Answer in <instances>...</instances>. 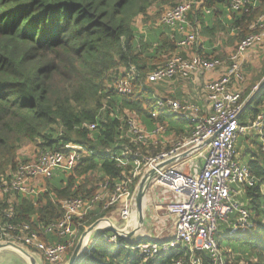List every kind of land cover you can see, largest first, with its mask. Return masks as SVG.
I'll use <instances>...</instances> for the list:
<instances>
[{
    "label": "trees",
    "instance_id": "trees-1",
    "mask_svg": "<svg viewBox=\"0 0 264 264\" xmlns=\"http://www.w3.org/2000/svg\"><path fill=\"white\" fill-rule=\"evenodd\" d=\"M251 1L255 7L249 12H234L227 0H206L201 7L193 8L188 19L210 40L220 30L236 31L243 39L244 29L248 35L251 22L264 12V0ZM178 2L0 0V180L7 169L15 170L20 165L17 151L23 141L33 143L40 151L65 150V145L74 142L84 146L86 152L70 174L100 171L102 178L115 184L122 173L116 157L129 140L127 110L149 128L156 122H165L168 134L176 138L183 132L188 134L187 123L164 110L153 116L156 98H152L154 91L146 81L147 74L166 62H162L164 56L169 58L177 52L182 35L170 27L164 31L153 24L148 31L140 32L135 26L136 18L146 16L153 6L163 10ZM199 48L196 51L202 53ZM131 65L137 77L133 92L124 95L109 86L111 74L121 66L124 74ZM57 77L62 78L68 91L61 93L54 83ZM263 78L264 70L260 81ZM247 100L242 122L254 120L262 112L264 84ZM85 122L96 123L97 128L90 130L83 126ZM162 148L154 146L152 154ZM260 151L263 160L250 158L248 162L257 183L245 192L253 226L234 236L228 232L225 237L218 234L220 245L226 240L230 247L227 255L233 253L232 249L236 253L234 264H264V154L261 148ZM65 171L58 170L53 180L47 181L48 190L38 196L15 193V220L31 222L42 234L43 225L58 219L62 210L57 201L79 192L74 189V177L65 178ZM109 210L99 204L84 225L78 226L67 260L84 230ZM108 232L113 233L106 228L97 230L76 264H173L175 259L190 254L181 246L146 260L131 248L129 240L119 237L118 243L108 241ZM200 254L203 264H211L205 252ZM228 263L231 264L229 259Z\"/></svg>",
    "mask_w": 264,
    "mask_h": 264
},
{
    "label": "built area",
    "instance_id": "built-area-1",
    "mask_svg": "<svg viewBox=\"0 0 264 264\" xmlns=\"http://www.w3.org/2000/svg\"><path fill=\"white\" fill-rule=\"evenodd\" d=\"M205 1L179 0L154 23L156 27L167 26L181 34L178 45L183 49L173 53L146 77L148 83L162 84L177 78L200 79L207 73L219 72L217 77L205 83L207 107L172 95H155L157 110L153 116L164 110L187 123L189 135L169 137L167 123L156 122L153 128H149L134 112L127 110L129 140L122 154L116 157L117 166L122 168L121 178L113 185L109 178H105L90 197L79 195L59 199L57 203L62 215L41 227L43 235L31 222L16 221L14 201L1 198L0 242L12 241L50 264L66 263L77 235L76 225H84L99 204L102 203L107 210L121 205L119 214L128 221L122 228L130 229L136 225L138 178L159 163L195 148L188 157L159 170L153 180L152 188L158 185L172 192L173 200L167 210L175 224L174 234L167 239L150 235L142 240L131 238V248L139 251L147 260L182 246L190 254L175 259L173 264H203L201 252H205L211 264H229L218 241L220 222H228L235 215L228 234L234 236L249 231L253 226L251 211L235 197L257 183V177L249 165L241 163L238 158V138L257 128L264 154V112L254 120L241 121L248 100L242 98L240 86L245 80L244 56L264 45V12L251 22L250 33L226 57L206 56L195 51L184 54L201 39L200 30L192 27L188 15ZM227 3L234 12H249L255 7L251 0H227ZM205 10L210 12L209 9ZM136 77V69L131 65L126 73L116 78L113 86L121 94H131ZM83 126L90 130L97 128L96 123L85 122ZM159 145L163 146L162 150L153 155V147ZM167 145L170 147L166 148ZM64 148L66 151H41L35 160L20 163L15 170H8L0 180L2 195L20 193L35 197L48 190L47 183L42 184L43 181L51 180L60 169H74L81 160L80 146L68 143ZM199 158L203 159V163L198 170L193 167ZM184 161L189 163L191 173L178 166ZM42 236H53L54 239H44ZM106 239L118 243L119 236L111 233L106 235Z\"/></svg>",
    "mask_w": 264,
    "mask_h": 264
},
{
    "label": "rangeland",
    "instance_id": "rangeland-1",
    "mask_svg": "<svg viewBox=\"0 0 264 264\" xmlns=\"http://www.w3.org/2000/svg\"><path fill=\"white\" fill-rule=\"evenodd\" d=\"M169 6H164V9H158L157 6H153L148 14L146 16H140L137 17L135 20V26L139 29L140 32H144V31H148L149 28L153 27L151 25H153L154 23H156L159 18L161 17V15L166 11V9H168ZM193 27V24H192ZM162 30L164 31H168L170 28L167 27H161ZM199 26H198V28ZM236 31H227V30H220L218 31L214 37H213V41L214 44H217L218 47L214 48L215 49V53L209 55V56H215V57H226L227 55H229L231 52H233L237 45L239 44V42H241V36L237 35V33H235ZM248 31L247 29H244V36L247 35ZM243 36V37H244ZM221 40L227 41V47L231 50L229 51H224L221 52ZM200 44V43H199ZM198 45V44H197ZM196 45V47H197ZM233 46V47H232ZM195 47V49H196ZM223 49V48H222ZM198 53V52H197ZM198 54H203V53H198ZM168 56V55H167ZM164 56V58L162 59V62H165L168 57ZM161 62V63H162ZM122 68L119 67L118 71H113L111 74V79H110V84L109 86H113L116 78L121 75V73L124 71V66H121ZM264 70V45L262 47H256L254 49H252L251 51H249L243 59V73H244V77L245 80L244 82L241 83V90H242V98L244 100L248 99L249 95H252L254 93H257V91L261 88V86L263 85L264 82V78L261 80V75L263 73ZM201 79L203 78V76L200 77ZM54 83L59 85V88L61 89V93L64 91H68V86L67 85H62V78L61 77H57L54 80ZM149 86H151V88L154 91V95L152 96V98H155L156 95V91L160 90V84H150ZM262 112H264V105L262 106ZM176 120L182 121L181 119L174 117ZM185 125V124H184ZM257 128H253L251 129L246 135H241L238 138V141L236 143V150H237V154H238V158H240V162L244 163V164H248L249 159L250 158H259L261 160H263V156L261 154L260 151V146H261V140L258 138L257 135ZM129 136V133H128ZM169 137H176L173 134H168ZM73 145H78L82 148V150H80L82 156L85 154L86 152V148L78 143H74L72 142ZM169 146V145H167ZM170 147V146H169ZM41 151L38 150L35 145L33 143H30L29 141H23L21 143V145L18 148L17 151V157L21 160L20 163H26L28 161H33L37 158V156L39 155ZM256 153V154H255ZM193 157L195 158L196 155L194 154ZM190 161V159H188ZM203 163V159H198L197 160V164L195 167L196 169H200ZM187 165H189V163L186 162ZM186 165V166H187ZM11 170V168L7 169ZM73 170V169H72ZM72 170H67L65 172H67V174H65V178L69 177V176H73L74 180H75V184H74V189H79V192L76 196L82 195V196H89V194L93 193L94 191H96L99 188V185L101 183L104 182L105 178H102L103 175L101 174L100 171H91L87 174L84 175H78L75 171L70 174L72 172ZM192 171L189 169L188 173H191ZM142 176H140L138 178V183L140 181ZM53 180V179H52ZM51 180V181H52ZM47 183V181H43L42 184ZM137 183V186H138ZM160 187L163 186H158V189H160ZM165 188V187H163ZM166 189V188H165ZM245 190V189H244ZM244 190H242V193H240L239 195H237L235 197L236 200H238L241 203L246 204V206L248 207V201L246 199ZM90 192V193H89ZM2 195L1 191H0V199L3 198L5 200H11L14 201L17 194H10V195ZM171 200H173L172 197L169 198L168 203L164 206H168V204L171 202ZM119 207H121V205H118ZM117 207L112 208L111 210L107 211L106 215L103 217H100L98 219H103V218H117V223H124L122 224V227L126 226V223L128 224V221L126 222L123 218H120L119 212L116 211ZM101 211V209H99ZM99 210H97L96 214L93 216H96L99 212ZM251 211V210H250ZM149 215V212H147ZM253 213V212H252ZM235 215H232V218L230 221L228 222H220V228H219V233L222 237H225L227 235V232L229 233V231H227L226 229L230 227L232 220L234 219ZM149 218V217H148ZM147 218V219H148ZM113 220V219H112ZM145 220H146V214H145ZM136 222V219H135ZM120 225V224H119ZM161 226V224H156L152 225V228L154 229L152 234H154V236H160L161 233H165L167 226L170 227L172 226V220L169 221L168 223H165L163 226V229L160 227L156 226ZM77 228L79 225H76ZM121 226V225H120ZM172 230L171 228H169L167 230V233H170ZM166 233V234H167ZM111 233L108 232L107 235H110ZM150 236H153L152 234L148 233ZM162 234V235H163ZM170 236V235H169ZM138 235H136L134 238H137ZM91 240H88L87 242V246L90 245ZM222 250L225 254V256L227 257V259L230 260L231 264H234L236 261V253L233 251L232 249V254L231 255H227V251L230 250V247H228V244L226 243V240L222 241ZM3 258V261L0 262V264H22V261L20 260V258L13 254V253H8V252H1L0 254V259ZM10 260V262H9ZM38 261L40 262V264H50L48 262H46L44 259H38ZM67 263V261H66ZM63 263V264H66Z\"/></svg>",
    "mask_w": 264,
    "mask_h": 264
},
{
    "label": "crops",
    "instance_id": "crops-1",
    "mask_svg": "<svg viewBox=\"0 0 264 264\" xmlns=\"http://www.w3.org/2000/svg\"><path fill=\"white\" fill-rule=\"evenodd\" d=\"M221 19L223 20L222 17H221ZM161 27H167V26H161ZM199 43H200V45H197V48H199V46H201V48H199L198 50H201V52L206 54V55H211V54L215 53L216 51L214 48L218 47L217 44H214L213 39L210 40L206 35H203V34L201 35V39L199 40V42L197 44H199ZM177 44H178V42H177ZM227 45H228L227 41L221 40L220 51L224 52V51L231 50L227 47ZM182 49L183 48L178 46L177 52L182 51ZM194 51L197 52L195 48H192V49H189V51L184 52V54H190ZM218 75H219V72H214V73H207L206 75L203 76L202 79L200 78V79H194V80H184V79L177 78L175 80H171V81L160 84L161 89L156 91V95H170V94H172L178 98L192 100V101L200 104L203 107H207L208 103L206 102V98L204 95L205 83L208 81V79L215 78ZM181 135L188 136L189 134H186L185 132H183ZM189 158H187L186 160H188ZM186 165L187 164L185 161H184V163L181 162L180 164H178V166L184 167V170L186 172H188L190 167H189V165H187V166ZM172 196L173 195H172L171 191H169L163 187H160V189H158V185H154L153 188L149 190V192L147 193V196H146L145 208H144V211L146 214L144 229L140 233H138V237H140V239L141 238H148L149 237L148 233L152 234L153 230L155 229V228L154 229L152 228L153 223H154V225L161 224V226L157 225L156 228L160 227L163 229L162 225H164L165 223H168L169 221L172 220V216L169 214L166 206H164L168 203L169 198ZM120 208L121 207H119V206H117V208H116V211H118L119 213H120ZM147 212H149V215ZM120 218H121V216H120ZM112 219L110 218V220L114 223V225L118 226L119 228H122V224H124L123 222L117 223V218H112ZM136 226H137V224L132 226L130 229H134V228H136ZM169 228H171L172 231L170 233H167V230ZM174 230H175V224H174V221L172 220V226H170V227L167 226L164 234L161 233L160 236H157V235L154 236V234H152L153 235L152 237H156L158 239H163V238L167 239L171 235L174 234ZM46 238L49 240L54 239L53 236H47ZM1 252L2 251L0 250V254H1ZM3 252L13 253L20 258V260L22 261V264H27L25 262V260L21 257V254L15 252L14 250L8 249V250H3ZM2 261H3V258L0 259V262H2ZM9 262H10V260H9Z\"/></svg>",
    "mask_w": 264,
    "mask_h": 264
},
{
    "label": "water",
    "instance_id": "water-1",
    "mask_svg": "<svg viewBox=\"0 0 264 264\" xmlns=\"http://www.w3.org/2000/svg\"><path fill=\"white\" fill-rule=\"evenodd\" d=\"M194 151L195 148L186 150L183 153H181L179 156L169 158L159 163L155 168L149 169L143 174V176L141 177L138 183L135 193V218H136V224L138 226L137 228L134 229L119 228L118 226L114 225V223L109 218L97 219L95 222L89 225L81 234L66 264H76L80 260V258L84 256V253L87 248L88 240H90L91 236L101 228H106V231L107 230L112 231L119 237L128 240L138 235V233H140L144 229V225H145L144 208H145L146 196L149 190L152 189L153 180L158 174V171L162 170L166 166L172 165L180 160H183L184 158L194 153ZM103 221H106L107 223L103 224ZM8 249H12L15 252L21 254V257L25 260L27 264H40L38 258L34 254L26 250L24 247H22L21 245H18L12 241L0 242L1 251Z\"/></svg>",
    "mask_w": 264,
    "mask_h": 264
},
{
    "label": "bare ground",
    "instance_id": "bare-ground-1",
    "mask_svg": "<svg viewBox=\"0 0 264 264\" xmlns=\"http://www.w3.org/2000/svg\"><path fill=\"white\" fill-rule=\"evenodd\" d=\"M107 222L106 221H103V224H106ZM104 226V225H103ZM138 226H136V228H137ZM125 233V232H124Z\"/></svg>",
    "mask_w": 264,
    "mask_h": 264
}]
</instances>
